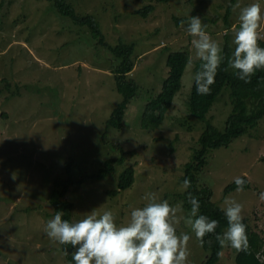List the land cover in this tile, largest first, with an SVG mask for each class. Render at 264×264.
<instances>
[{"label": "rangeland", "instance_id": "obj_1", "mask_svg": "<svg viewBox=\"0 0 264 264\" xmlns=\"http://www.w3.org/2000/svg\"><path fill=\"white\" fill-rule=\"evenodd\" d=\"M64 1L76 16L91 15L108 45L133 43L135 64L128 78L137 85L136 93L123 126L107 128L106 119L121 101L113 73L117 62L107 46L98 44L87 25L60 15L49 0H0V264H70L61 245L45 234L53 178L65 176L67 163L73 178L96 173L104 160L120 157L114 144L127 152L122 164L112 162L113 170L105 177L88 178L65 195L73 203V220L110 209L117 224L127 223L132 208L142 207L145 194L152 193L157 201L177 208V234L191 236L188 264H201L205 251L185 225L182 217L189 213L177 196L185 191L179 180L183 164L198 147L205 126L188 109L199 59L186 26L192 16H199L212 39L222 47L226 41L233 51L239 8L228 13L230 0L153 1L154 10L144 17L134 11L147 0ZM256 2L261 5L258 31L264 40L263 0H239L241 7ZM177 50L189 53L181 87L161 124L142 129L143 107L160 90L167 54ZM231 108L230 90L224 85L206 117L223 130ZM206 158L199 183L211 189L212 201L221 208L226 198L243 205L242 217L264 249V201L259 199L264 191V118L227 147L209 150ZM128 166L134 168L133 183L108 194ZM243 176L248 188L225 193L228 184ZM236 253L225 246L219 264H236Z\"/></svg>", "mask_w": 264, "mask_h": 264}, {"label": "trees", "instance_id": "obj_2", "mask_svg": "<svg viewBox=\"0 0 264 264\" xmlns=\"http://www.w3.org/2000/svg\"><path fill=\"white\" fill-rule=\"evenodd\" d=\"M53 2L55 10L63 16H69L73 21L80 25H87L91 35L97 39L98 44L105 45L113 55L117 63L113 68L114 81L116 89L121 96V101L113 109L109 118L106 119L107 128L120 129L123 126V117L130 100L135 96L137 85L135 82L128 78L129 72L134 67V60L132 53L133 43H120L118 45H108L98 27L97 22L91 15L82 17L76 16L72 7L64 0H49ZM148 4L144 7L134 11L135 14L147 16L154 10V2H168L169 0H147ZM264 2V1H263ZM234 0H230L228 6V13L232 7ZM227 17V16H226ZM182 19H176V22H181ZM228 21L226 22V24ZM228 25V24H227ZM225 35L224 37H226ZM258 44L264 47V40L259 39ZM223 62L217 69L215 83L211 85V92L207 95L197 94L195 86L192 82L191 90L187 100L189 113L192 116L204 122V129L197 139L198 147L192 150L191 156L183 164L184 174L179 179L183 182L185 178L189 179L191 186L183 191L177 193L181 199L182 207L190 213L191 205L188 203L187 194L191 192L199 201V212L210 219L216 220L217 228L215 233H222L227 228V220L222 212V208L212 201V191L207 185L199 183L198 175L202 172L203 168L207 165L206 155L211 149L219 147H227L236 137L242 136L248 127H253L259 120L264 118V69L257 70L251 76L249 82L245 83L243 80L238 79L234 75V71H230L228 60L231 57L232 49L225 41L223 43ZM189 61V53L186 50H177L169 52L166 56V75L162 80L161 87L157 95L148 100L142 110V117L140 127L142 129H153L161 124L164 114L170 108L175 94L181 87V76ZM201 61L197 60L194 71L199 70ZM224 85H228L230 90V100L232 104L231 111L225 120L223 130L217 129L206 117L213 102L221 92ZM114 148H119L120 157L108 158L104 160L103 165L96 173H83L78 178H73L70 170V163L64 167L65 176H55L53 178V188L49 195L48 212L46 216L52 218L57 211H62L65 219L73 220L71 211L73 203L65 198L70 187L75 184H80L88 178H102L113 170L112 162L122 164L126 151H123L120 146L114 144ZM131 153H134L131 151ZM64 174V173H63ZM62 174V175H63ZM245 180L243 189L248 188L247 179ZM134 181V168L128 166L123 169L117 179V186L114 189L108 190V194L116 195L119 190L129 187ZM237 188V185L232 182L225 187V193ZM246 225V234L248 246L244 250H237L235 261L236 264H264L263 244L259 235L254 232L248 219L243 217L242 221ZM209 233L203 239L204 243L200 245L205 251L204 260L201 264H219L224 247L221 248L216 240V234ZM67 247L69 252L65 254L63 249ZM61 250L70 264L71 251L73 250L70 245H61ZM259 255V256H258Z\"/></svg>", "mask_w": 264, "mask_h": 264}, {"label": "clouds", "instance_id": "obj_3", "mask_svg": "<svg viewBox=\"0 0 264 264\" xmlns=\"http://www.w3.org/2000/svg\"><path fill=\"white\" fill-rule=\"evenodd\" d=\"M233 9L239 8L238 24L234 25L233 44L235 45L228 67L234 75L249 82L254 72L264 69V47L258 44L261 21L259 2L241 7L239 0ZM186 33L192 37L191 45L201 66L192 77L197 94L207 95L215 83L217 69L223 62V48L219 42L205 31L199 16H192L186 26ZM237 191L243 190L245 180L236 177ZM191 186L189 179L183 180L182 187ZM147 201L142 207L132 208L127 223L117 224L113 212L106 209L102 214L92 211L81 219L62 218L57 211L45 225L47 237L60 245H70L72 264H188L187 244L191 236L177 234L175 223L177 208L167 200L157 201L152 193L143 197ZM191 205L189 215L182 217L191 233L204 243V237L215 233L217 221L198 214L199 201L191 193L187 194ZM264 201V191L259 193ZM221 209L227 228L215 233L221 248L225 246L244 250L248 246L246 225L242 222L243 205L234 199L226 198ZM65 254L68 248L63 249Z\"/></svg>", "mask_w": 264, "mask_h": 264}, {"label": "built area", "instance_id": "obj_4", "mask_svg": "<svg viewBox=\"0 0 264 264\" xmlns=\"http://www.w3.org/2000/svg\"><path fill=\"white\" fill-rule=\"evenodd\" d=\"M264 1V0H263ZM264 257V256H263Z\"/></svg>", "mask_w": 264, "mask_h": 264}]
</instances>
